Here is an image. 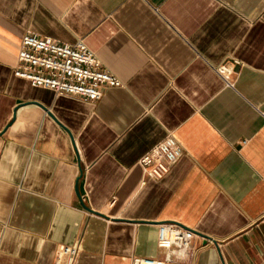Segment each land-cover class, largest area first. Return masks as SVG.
I'll use <instances>...</instances> for the list:
<instances>
[{"label": "crops", "instance_id": "crops-1", "mask_svg": "<svg viewBox=\"0 0 264 264\" xmlns=\"http://www.w3.org/2000/svg\"><path fill=\"white\" fill-rule=\"evenodd\" d=\"M28 31L85 40L121 84L33 86L14 74ZM169 133L184 152L149 177ZM165 220L196 231L167 264H264V0H0V264H53L61 243L75 264L162 257Z\"/></svg>", "mask_w": 264, "mask_h": 264}, {"label": "built area", "instance_id": "built-area-1", "mask_svg": "<svg viewBox=\"0 0 264 264\" xmlns=\"http://www.w3.org/2000/svg\"><path fill=\"white\" fill-rule=\"evenodd\" d=\"M239 62V60H236ZM227 83L233 67L224 63L217 67ZM14 74L30 81L33 86L46 87L57 93L80 96L89 101L99 100L104 88L121 84L118 76L107 70L102 60L83 39L65 43L51 37L24 34ZM184 148L173 133L154 144L139 159L144 172L152 178H162L181 157ZM196 231L179 221L165 220L158 224L157 245L164 249L162 257L136 256L132 264H167L185 259L192 248ZM80 253L79 243L58 245L53 264H75Z\"/></svg>", "mask_w": 264, "mask_h": 264}, {"label": "water", "instance_id": "water-1", "mask_svg": "<svg viewBox=\"0 0 264 264\" xmlns=\"http://www.w3.org/2000/svg\"><path fill=\"white\" fill-rule=\"evenodd\" d=\"M79 192V191H78ZM83 205L88 208V209H91L87 204L83 203ZM206 238H209L207 235H205Z\"/></svg>", "mask_w": 264, "mask_h": 264}]
</instances>
